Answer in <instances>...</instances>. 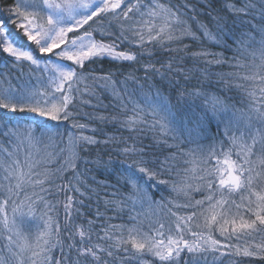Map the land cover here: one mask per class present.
<instances>
[{
    "label": "snow or ice",
    "instance_id": "6c2138e0",
    "mask_svg": "<svg viewBox=\"0 0 264 264\" xmlns=\"http://www.w3.org/2000/svg\"><path fill=\"white\" fill-rule=\"evenodd\" d=\"M216 2L0 3V264H264V0Z\"/></svg>",
    "mask_w": 264,
    "mask_h": 264
},
{
    "label": "trees",
    "instance_id": "16d2710c",
    "mask_svg": "<svg viewBox=\"0 0 264 264\" xmlns=\"http://www.w3.org/2000/svg\"><path fill=\"white\" fill-rule=\"evenodd\" d=\"M191 2L195 4L197 9H199V10H204L205 9L206 0H201L200 3H196V0H191ZM0 3H3V0H0ZM213 7L214 8H219L220 7L219 0H217V2L213 5ZM223 14L228 16V18H229V26H231V24H230L231 19H232L231 14L230 13H223ZM200 19L203 20L205 23H208L209 27H212L211 23L209 22V20H208V18L206 16H202V17H200ZM237 31H239V30H237ZM225 39L227 40V43L232 46V48L236 47V45L234 44L233 38L226 37ZM204 46L210 48L214 52H223L225 57H232L234 55V53H233V51L231 49H226V48H223V47H220V46H213V45L208 44V43H205ZM156 58L165 59L166 57L161 56L159 53H157L156 54ZM146 61H147V57H145L144 60L141 61V63H144ZM189 66H191V65L189 64ZM91 67L96 68V70H97L96 74L97 75L103 74L104 72H107L109 69L115 70L114 66L110 65L107 62H105L102 66L101 65H92ZM0 71H2V69H0ZM25 71H27V69H25ZM211 71H213V72L230 71V69H228L227 67H224L223 69H221V68H218L216 66H212ZM137 75L141 76V77L144 76V71H143L142 68L137 72ZM117 79H122V77H118ZM13 83H15V81H13ZM32 83L35 84V80H33ZM96 91L98 93H100L101 98L103 100V103L104 104H109V99L104 98L106 94L102 93L99 88H97ZM209 91L217 92L222 97H232L233 99L228 101L229 103H236L237 107H244V105L239 104L240 93L234 88L231 91H228V92L221 91V85L215 83V77H213V81H212L211 87L209 88ZM84 98L88 99L87 96H85ZM93 102H95V101H93ZM84 111L91 112V111H93V109L90 108V107H85ZM100 111L104 112V114H107V113H110L112 111V109L109 108L106 111L101 109ZM96 126H100V125L97 124ZM102 127H104L105 131L108 132V133H112V132L115 131V129L113 128L112 125H106V126H102ZM117 134H122L124 136H127L129 133L127 131H123L122 133H117ZM98 138L99 139H103V137H98ZM143 142H144L145 145L152 143L151 134H149L148 137ZM201 143L207 145L208 143H210V141H201ZM180 147L183 148L184 150H187V148L194 147V145L184 144V145H181ZM152 150L157 152V153H160L161 154V157H160L161 159H163L164 156L169 155L171 152L176 151V149H168V148L163 147V146L155 147ZM97 151H100L101 154H103L104 159H108V154L106 153V151H105L103 146H101L100 149H95V148L92 149V153H91V157L90 158H94L96 153H97ZM112 159L113 160H118L119 158L116 157L115 155H113ZM177 163H179V161H177ZM180 166L183 167V165H180ZM89 167H91V166H89ZM81 169L83 170V166H81ZM85 176L88 178V182L92 185V187L96 189V192L98 193L99 199L101 201V211H103L104 208H103L102 201L104 199L108 198V197L105 196V192L111 193L112 191L115 190V187H109L107 189H104L103 187L97 186V184L95 182H106L109 185L116 186L115 177L108 176V174L104 173L102 170L101 171L94 170V171H91V172H86ZM121 191H123V190H121ZM163 194L165 196H169L170 195V193L168 191H165ZM155 198L159 199V195H157ZM198 198H200V196L196 195V199H198ZM90 207H91L92 210L95 209V207H96V197H93V200L90 203ZM143 211L144 212H149L150 210L147 208V206H145ZM60 215H61V218H62L63 217L62 209L60 210ZM107 215H110V216L114 215V212L110 209L107 212ZM124 219H125V221L127 220L126 213H125ZM112 222L113 223H120L121 221L120 220H113ZM146 259H151V258L147 257ZM181 264H183V261L181 262ZM225 264H227V261H225Z\"/></svg>",
    "mask_w": 264,
    "mask_h": 264
},
{
    "label": "rangeland",
    "instance_id": "374dc122",
    "mask_svg": "<svg viewBox=\"0 0 264 264\" xmlns=\"http://www.w3.org/2000/svg\"><path fill=\"white\" fill-rule=\"evenodd\" d=\"M199 199V198H198ZM147 258V257H146Z\"/></svg>",
    "mask_w": 264,
    "mask_h": 264
}]
</instances>
